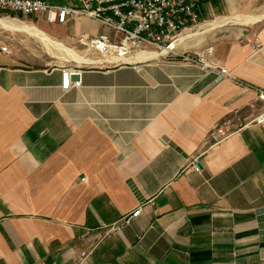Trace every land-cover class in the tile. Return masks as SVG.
I'll return each mask as SVG.
<instances>
[{
	"label": "crops",
	"instance_id": "obj_1",
	"mask_svg": "<svg viewBox=\"0 0 264 264\" xmlns=\"http://www.w3.org/2000/svg\"><path fill=\"white\" fill-rule=\"evenodd\" d=\"M188 1L201 26L175 52L232 78L170 50L95 54L120 36L86 17L14 29L67 50L0 41V264H264V0Z\"/></svg>",
	"mask_w": 264,
	"mask_h": 264
},
{
	"label": "built area",
	"instance_id": "obj_2",
	"mask_svg": "<svg viewBox=\"0 0 264 264\" xmlns=\"http://www.w3.org/2000/svg\"><path fill=\"white\" fill-rule=\"evenodd\" d=\"M0 11L30 16L43 14L52 24L65 23L70 16L93 19L120 34V45L112 42L106 34L90 38V45L103 54L117 52L119 56L135 52L128 51V48H140L145 44L161 48V52L168 50L175 52V42L180 34L187 29L201 26L197 4L188 0H75L74 5L53 4L48 0H0ZM256 41V47L259 48L261 43ZM2 50L10 52L6 46H3ZM211 51L212 48L209 47L207 52ZM175 53L184 61L199 60L208 68L232 78L227 68L207 62L201 54L194 57ZM70 69L62 70V87L65 90L71 85L73 71ZM256 90L262 105L252 122L264 124V89L257 87ZM231 133L232 130L226 124L220 125L210 132L208 143L218 144ZM141 211V208L133 211L124 219V223H129Z\"/></svg>",
	"mask_w": 264,
	"mask_h": 264
},
{
	"label": "rangeland",
	"instance_id": "obj_3",
	"mask_svg": "<svg viewBox=\"0 0 264 264\" xmlns=\"http://www.w3.org/2000/svg\"><path fill=\"white\" fill-rule=\"evenodd\" d=\"M18 16H16V19L14 22H17V24H25V25H34L36 26L38 18L34 17V16H27V15H22V14H17ZM14 18V15H12ZM7 18L8 15H0V19H4ZM120 36V34H119ZM2 40V42L4 44H2L3 46H6L8 48V50L12 53L13 51H20V52H46L49 50L52 51H57L56 47L54 45L49 46L50 43H46L39 40L38 38L24 32V31H19V30H14V29H8L7 27L3 26L2 24H0V41ZM118 45H120V42H117ZM54 46V47H53ZM93 49V48H92ZM93 53L95 54H101L102 52H100L97 49H93ZM151 51V50H156V51H161V48H158L154 45H149V44H145L144 46L140 47V48H128V51ZM110 53V52H109ZM106 53V54H109ZM43 54V53H42ZM116 56H119L117 54V52H115ZM130 54L127 55H122V56H128Z\"/></svg>",
	"mask_w": 264,
	"mask_h": 264
},
{
	"label": "bare ground",
	"instance_id": "obj_4",
	"mask_svg": "<svg viewBox=\"0 0 264 264\" xmlns=\"http://www.w3.org/2000/svg\"><path fill=\"white\" fill-rule=\"evenodd\" d=\"M0 24H2L3 26L7 27V28H11V29H22V30H28L30 31V33L34 34V35H40V37L44 36L43 33H41L39 30H37L35 27H32V26H28V25H25V24H17V22H14V21H11V20H8V19H0ZM39 37V36H38ZM39 37V38H40ZM44 38V37H43ZM45 40V38H44ZM48 40V39H47ZM56 47L60 48V49H65L67 50L66 48H63V46L61 44H56L54 43ZM69 51V50H68Z\"/></svg>",
	"mask_w": 264,
	"mask_h": 264
},
{
	"label": "water",
	"instance_id": "obj_5",
	"mask_svg": "<svg viewBox=\"0 0 264 264\" xmlns=\"http://www.w3.org/2000/svg\"><path fill=\"white\" fill-rule=\"evenodd\" d=\"M80 79H81V75L79 72H74L71 74V81H80ZM197 165L199 167H202L201 163L199 162L197 163Z\"/></svg>",
	"mask_w": 264,
	"mask_h": 264
}]
</instances>
